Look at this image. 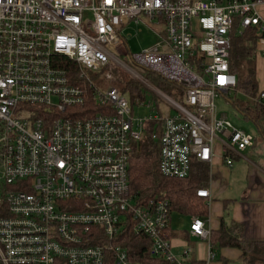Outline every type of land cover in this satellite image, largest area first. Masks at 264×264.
<instances>
[{"label": "built area", "instance_id": "built-area-1", "mask_svg": "<svg viewBox=\"0 0 264 264\" xmlns=\"http://www.w3.org/2000/svg\"><path fill=\"white\" fill-rule=\"evenodd\" d=\"M142 16L160 27L158 41L132 54L125 43ZM235 24L237 35L254 30V56L264 57V0H0V264H104L108 254L130 264L113 242L126 226L148 238L153 257L188 264L189 249H170L168 201H138L128 163L151 124L161 130L157 169L169 179L214 158L230 168L254 146L214 104L236 91ZM115 69L146 87L143 72L158 74L180 103L150 88L168 106L135 119L138 97L98 90L87 75L109 81ZM253 100L264 106V92ZM189 230L208 241V264L205 221L192 218Z\"/></svg>", "mask_w": 264, "mask_h": 264}, {"label": "trees", "instance_id": "trees-1", "mask_svg": "<svg viewBox=\"0 0 264 264\" xmlns=\"http://www.w3.org/2000/svg\"><path fill=\"white\" fill-rule=\"evenodd\" d=\"M236 25L233 26L231 31L230 70L237 78L236 91L243 92L250 99V102L229 96L230 102L233 107L244 114L245 118L251 120L257 126L259 138L264 141V131L258 123L264 121V106L255 103L253 100L260 93H257L258 87L255 79L256 57L254 56V49L257 35L250 28L237 35ZM144 75L160 90L176 97L180 103L178 97L180 90L175 85L166 82L158 74L150 71H145ZM122 78L119 81L121 83L119 92L121 94L128 93L132 100L139 96V90L134 82L125 76ZM236 91L233 93H236ZM91 107L94 106L89 100L85 109ZM156 111H158L157 106ZM95 112L102 113L103 110L102 108H94L92 113ZM92 113L91 115H93ZM160 131L159 124L156 126L151 124L144 141L133 148L128 163L130 193L136 195L138 201L142 203L150 198L168 201L169 215L172 212H178L186 216L205 218L207 216V206L202 198L196 196V191L207 185L208 167L204 164H193L189 175L185 179L163 177L157 169ZM153 134H156L155 137H153ZM254 142L257 147L261 146L257 140ZM103 242L99 238V240L91 241V245L103 244ZM113 242L126 250L130 264H169L162 258L153 257L150 253L148 238L134 234L129 226L122 229ZM209 243L213 247L239 250L242 264H257L264 261V241L246 242L242 226L233 221L226 223L222 220L219 228L210 233ZM104 264H114L112 255L108 254L106 256Z\"/></svg>", "mask_w": 264, "mask_h": 264}, {"label": "crops", "instance_id": "crops-1", "mask_svg": "<svg viewBox=\"0 0 264 264\" xmlns=\"http://www.w3.org/2000/svg\"><path fill=\"white\" fill-rule=\"evenodd\" d=\"M134 28L133 24L128 25L129 32L133 33ZM258 60L264 66V57L255 58L256 82ZM260 76L264 77V68ZM257 87V93L264 92V86L260 87L257 83ZM256 145L254 142V146L244 151L240 158L235 159L230 168L219 158H214L212 164L206 165L209 172L208 181L207 185L201 189H208L210 197L202 198L207 206V216L198 218L205 221V228L209 231V235L216 231L220 222L224 220L226 223L233 221L240 224L246 242L264 241V146ZM259 148L261 156H258ZM174 213L185 217L183 225L178 226L179 224L172 216ZM194 217L178 212L170 213L166 235L174 255L180 257L186 249H189L187 263L204 264L208 253V241L191 236L189 229ZM213 252L214 258L208 264H242L241 252L235 248L213 247Z\"/></svg>", "mask_w": 264, "mask_h": 264}, {"label": "rangeland", "instance_id": "rangeland-1", "mask_svg": "<svg viewBox=\"0 0 264 264\" xmlns=\"http://www.w3.org/2000/svg\"><path fill=\"white\" fill-rule=\"evenodd\" d=\"M223 1H226V0H223ZM141 19L146 23V25L140 26V28L142 29V32L138 33L137 35L131 36L130 38L126 40V43H125V47L128 48L132 54L138 53L158 41V36L154 32H158L160 27L157 26V24H153L150 21L146 20V18H144L143 16L141 17ZM133 34H135V32H133ZM263 68L264 66L262 65L261 61L258 60L257 62V69H258L257 83L260 87L264 86V77L260 76ZM87 75L91 79L92 83L95 85L96 89L98 90H105L111 86L120 90L121 83L119 81L123 79L122 78L123 76H125L126 78L134 82V84L139 90V96H137L138 100H140L142 103V105L140 106L135 105L132 107L133 117L135 119L153 115L154 113H156V110L154 109L156 108V106L158 107V109H161L162 111L166 108V106H168V104L162 98L155 97L151 89H158L159 91L162 92V94L166 96H169V94L160 90L145 75L143 76L145 77V80H146L145 83L147 84L148 87L144 86V83H140L139 81L134 80L133 78H131V76L126 71L121 70V69L113 70L111 72L109 81L105 79L104 73L87 72ZM230 97L232 98L235 97L239 100L250 102V99L247 98V96L244 95V93L241 91H238V92L236 91V93H232ZM230 97H228V99H225L221 96H218L215 98L214 104L216 106L217 111L226 113L228 115L229 120L232 122V124L236 128H239L245 131L246 133L250 134L254 138L259 137V131H258L257 126L251 120L245 118L243 113H241L239 110H237L235 107L231 105ZM126 98L129 101H131V97L129 94L126 95ZM172 99L175 100L176 102L178 101L176 97L174 96L172 97ZM258 123L260 127L263 128L264 130V121H259ZM257 142L258 144H261L264 146V141L262 139L258 138ZM263 154H264V150H263ZM258 156H261L260 148L258 149ZM172 216L174 217V219H176L177 223L179 224L178 226L184 224V221H185L184 216H180L175 213L172 214ZM123 220L124 218L122 217V224H123ZM257 264H264V261L258 262Z\"/></svg>", "mask_w": 264, "mask_h": 264}]
</instances>
